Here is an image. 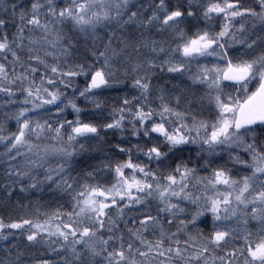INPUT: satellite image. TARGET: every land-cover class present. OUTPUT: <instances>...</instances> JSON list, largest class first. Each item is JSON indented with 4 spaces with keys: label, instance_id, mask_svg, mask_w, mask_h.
I'll use <instances>...</instances> for the list:
<instances>
[{
    "label": "snow or ice",
    "instance_id": "obj_1",
    "mask_svg": "<svg viewBox=\"0 0 264 264\" xmlns=\"http://www.w3.org/2000/svg\"><path fill=\"white\" fill-rule=\"evenodd\" d=\"M0 264H264V0H0Z\"/></svg>",
    "mask_w": 264,
    "mask_h": 264
}]
</instances>
